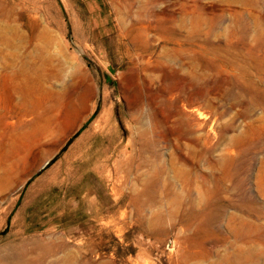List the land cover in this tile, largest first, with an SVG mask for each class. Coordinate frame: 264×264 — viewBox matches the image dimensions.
<instances>
[{"label": "rangeland", "instance_id": "374dc122", "mask_svg": "<svg viewBox=\"0 0 264 264\" xmlns=\"http://www.w3.org/2000/svg\"><path fill=\"white\" fill-rule=\"evenodd\" d=\"M263 174L264 0H0V261L212 264Z\"/></svg>", "mask_w": 264, "mask_h": 264}, {"label": "bare ground", "instance_id": "6f19581e", "mask_svg": "<svg viewBox=\"0 0 264 264\" xmlns=\"http://www.w3.org/2000/svg\"><path fill=\"white\" fill-rule=\"evenodd\" d=\"M140 142H141V139H140ZM236 232L238 235L242 234V236H247V237L253 236L254 237L253 242L249 243V245H246L245 247H242V246H240V248L238 247L237 251L233 253L225 251L222 255L218 256V258L216 259V262L212 264H246V262H249V261H251V264H258V261H257L258 256L264 255V230L261 227H257V228L248 227L246 229H237ZM37 243H38L37 245L38 247L39 245L42 244V242H37ZM185 244H186V250L182 254V258H181V263L183 264H186L188 259L191 258L192 255L193 256L196 255L201 258L207 257L209 255L208 250H211L213 247H215L217 243L213 242V243H210L208 246L205 243L204 239H198V241L186 240ZM258 245L262 246V248H259V247L257 248ZM52 249L53 248H51L50 246L43 245L39 254H37V256H34L32 259H29L28 257H26V254L24 252L20 256L19 259L16 258V260H13V259L2 260L0 261V264H51V263H45L44 257L45 255H47V253L52 252Z\"/></svg>", "mask_w": 264, "mask_h": 264}]
</instances>
